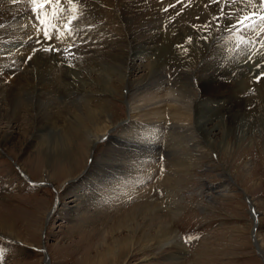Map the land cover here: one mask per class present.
<instances>
[{"label": "rangeland", "instance_id": "374dc122", "mask_svg": "<svg viewBox=\"0 0 264 264\" xmlns=\"http://www.w3.org/2000/svg\"><path fill=\"white\" fill-rule=\"evenodd\" d=\"M79 2L34 14L35 19L41 18L44 22L49 18L52 21L60 19V24L52 25H58L54 28L57 29L55 34L60 31L57 37L60 34L67 37V41L62 40V46L53 37L54 33L52 35L43 29L39 20L32 24L33 18L29 17L30 21L24 23L26 25L21 23L16 28L19 31L28 26L34 29H30L32 33L26 40H33L37 46H34L35 52L30 51L23 57V54H17L21 52V44L14 46L20 39L9 37V33L17 29L9 28L6 33L0 29L1 86L10 89L19 72L32 69L29 57L37 54L36 50L47 53L46 48H53V52L66 57L71 48L83 46L77 51L80 63H88L89 59V63H93L96 59L102 65L101 60L108 63L114 55L126 57L128 45L124 41V28L122 22L117 21L113 3L110 0ZM159 3L158 22L149 25L146 31L150 34L158 31L164 45L193 40L202 57L194 61L196 68L189 74L185 63L171 60L159 52L150 56L148 50L141 59H134L142 70L136 72L132 79L147 72L153 60L158 59L162 68L152 80L150 89L138 91L133 99L126 96L125 89L124 96H109L107 102L114 122L109 135L124 137L129 131H141L144 123H152L156 127L147 125L139 133L144 132L154 138L160 144L159 148H151L149 152L131 150L123 165L115 162L116 168H110L103 165L111 162L108 158L102 160V165L95 161L110 146L102 139L92 151L81 153L77 163L72 168L68 167L70 170L60 165L50 172L45 170L46 152L40 146L36 147L43 133L31 127L28 116L30 103L20 100L14 118L17 130L11 143L4 136L6 125L0 123V264H42L44 256L39 249L43 242L49 264H93L98 250H104L114 238L128 234L127 229L122 228L113 238L109 235L104 245H99L100 227L112 228L118 220L125 222L127 211L149 201L156 205L158 215L175 232V241L169 246L155 247L150 252H136L131 260L121 264H264V124L254 126V129L250 125L242 139L238 140L236 135L229 136L228 147L220 149L215 145L213 156L209 151L198 149L199 137L193 132L197 119L193 106L204 98L205 93L206 97L210 93L208 88L199 85L198 80L207 68L223 71L240 65L239 71H243V66H246V73L250 76L236 102L241 106L246 101L252 103L246 106L251 111L255 101L264 99V20H261L264 3L261 0H159ZM90 6L100 8L104 13L99 9L97 15L89 14L88 17L86 12ZM32 7L36 11L44 6ZM48 13L54 15L49 16ZM249 15L255 21L254 27H244L237 22ZM95 17L100 21H94ZM45 32L49 38H45ZM136 39L133 43L141 40L138 36ZM84 48L89 49L85 51ZM54 64L56 72H59L62 61ZM108 64L116 72L124 73V61L114 58ZM236 74L234 71L231 76ZM258 76L261 78L257 79ZM181 94L192 95L193 98L190 117L184 124L171 121L167 108L178 105L176 100ZM8 102V95H5V101L0 100V105L9 110ZM154 110L160 113L144 115ZM183 125L189 126L190 133L179 131ZM173 142L179 143L180 153L170 148ZM79 146L83 147L82 144ZM180 158L183 160H178ZM92 164L91 171L83 180L64 184L68 172L75 179ZM16 166L25 171L26 177L21 176ZM224 170L227 172L225 176ZM29 178L48 184L31 186ZM56 198L57 209L48 216ZM249 201L254 206V216ZM138 222L139 234L149 229L148 221L143 218L134 221L132 226H137ZM170 256L175 259H169Z\"/></svg>", "mask_w": 264, "mask_h": 264}, {"label": "bare ground", "instance_id": "6f19581e", "mask_svg": "<svg viewBox=\"0 0 264 264\" xmlns=\"http://www.w3.org/2000/svg\"><path fill=\"white\" fill-rule=\"evenodd\" d=\"M73 1H80V4H83L85 1L91 2V0H72L71 3L67 2V0H47L46 3L41 4L38 0L35 4H31L30 0H22L15 3L13 0H0V29L3 30L1 32L6 33L5 30H8L9 28H13L14 30L17 29L16 27L18 24L21 25V23H28V21H30L28 18L30 17L33 18L31 19L32 24H37L39 20L43 29H46V31H48V33L50 32L52 35L54 33L53 37L56 38L61 45L62 40L67 37L63 34H60V37H57L59 36L58 34L60 31L58 34H55L57 29L54 28L58 25L55 26L54 24L55 27L52 25L56 22L60 24V19H54V22L46 16L49 19L47 22H44L41 18L38 20L35 19L34 14H40L41 12L47 13L50 9L53 10L55 6L65 8L66 5L72 4ZM110 2L115 6L114 11L117 14V21L122 22L124 28L123 33H125V40L124 37L123 40L126 41L128 50L127 55L125 54L126 57L114 55L112 59L108 60V63H112L114 58L124 61L125 70L123 74L116 72L110 67L107 61L101 60L104 67L101 63L97 62L96 59L93 63H89L90 59L88 60V63H85L84 61H82L83 63H80L79 53L77 51L83 46L73 47L71 49L67 46L70 50H68L69 55L66 57L61 53L53 52V48L51 49L52 51L47 53L44 52L45 54L36 50L37 54L33 55L31 58L33 64L32 69L27 66L30 70L24 69L19 72L15 76V79H13V87L10 89L9 87L4 88V86H1L0 84V100L5 101V95H8V103L10 105L9 110L2 108V104L0 105V123L5 124L7 128V132L4 135L6 141L11 143L15 138L17 127L14 118L18 111L17 104H19L20 100H23V102L27 101L28 104L30 103V115L28 116L32 123L31 127L38 130V132L43 133V137L39 138L36 147L40 146V148L46 152L47 160L45 162V170L50 172L55 168L57 169L60 165L63 168L67 167V170H70L69 168H72L74 164L77 163L81 153L84 152V154H86L89 149L92 151L102 139L108 141L110 146L108 145L109 147L99 156V160L95 161L98 162L97 165H102V160L108 158L111 162L103 163V165L110 168H116L115 162H119L118 165L120 166L123 165V161L127 159L131 150L132 152L138 150L149 152L151 148H159L160 144H158L154 138L148 137L146 135L147 133H139L144 131L147 125L150 127V124L152 123L146 122L144 123L145 126L141 128V131L132 133L129 131L124 137H121V135H109L110 127L114 123L112 119V111L107 105L109 96H124L123 92L126 89V96H130L133 99L137 96L136 93L138 91L142 92L143 90L150 89V86L153 85L152 80L162 68L158 59L153 60L147 72L132 79V76L136 72L142 70V66H140L139 63H136L134 59H141L142 54L146 55L148 50H150V56H154L159 52L163 54L164 57H169L171 60L185 63V67L189 74L196 68L194 61H196L197 58L202 57H200L201 50L199 46L195 44L196 42L193 40H180L179 43L174 45H164L158 31L153 34L146 31L149 25L156 23L157 18L160 15L159 12L162 2L157 4L159 0H110ZM32 5L44 7L34 11L32 10L34 7H32ZM95 8L91 6L87 8L86 13L88 17L99 13L100 8ZM102 11V13H104V10ZM50 14L53 13H48L49 16H51ZM107 14L108 13L105 12V15ZM93 20L96 22L100 21L97 17ZM30 29L31 28L28 26L21 31L17 29L14 32L9 33L10 38L20 39L14 46L17 47L21 44L20 46L22 48L21 50L19 49L21 52H18L17 54H23V57L28 55L30 51H34V46H37L32 43L33 40H26V37L32 33L30 32ZM63 32L64 34L66 33L65 31ZM137 36L141 40L139 39L140 41L133 43L134 40H137ZM64 41H67V39ZM46 43L49 44L48 42ZM84 49L87 51L89 48ZM82 50L83 49L80 51ZM58 51L60 52L59 49ZM106 55H108L107 57H111L109 54ZM85 56H87V54ZM98 59H101V57L97 58V60ZM59 60L62 61V68L59 72H56V64H52ZM99 66L101 67L100 69ZM241 68L240 65H233L229 69L218 71V69L211 67L205 69V73L201 74L198 78L200 81L199 85L210 90L207 97V93H205L204 98L193 106V110L197 116L193 132L199 137L198 149L201 152L209 151L211 156H213V154L215 155V145L220 149H226L228 147L227 138H229V136L236 135L238 140L242 139L246 136L250 125H253L254 129V126L257 127L260 124H264L263 98H259L260 100L258 102L254 100L256 103H253L254 108L251 109V111H248L246 106H251L252 103L249 104L247 103L248 101H246V103L241 106V104L236 102L239 99V94L242 93L247 86V77L250 76L246 73L248 71L246 66H243V71H239ZM234 71H236L237 74L231 76V73ZM185 95L181 94V100H176L178 105H169L167 107L169 115H171L169 117L171 121H180L184 124V122L189 119L191 114L190 111H192L191 103L193 98H191L192 95ZM66 99H68V101H66ZM98 99H100V101H98ZM159 113V110H154L145 113L144 115H157ZM133 116H135V114H133ZM159 117H161V115ZM3 120H5L4 123L2 122ZM152 127L156 126L152 124ZM188 127L189 126L183 125L179 131H181V133L188 132ZM188 133H190V131ZM219 134L220 136L218 137ZM133 138L135 139L134 141L132 140ZM188 140L191 141V139ZM80 144H82L83 147L79 146ZM178 145V142H173L171 143L170 148L173 150L177 149L174 151H177L178 153L180 151L178 150ZM212 159H210V161H213ZM178 160L183 159L180 158ZM91 167H93V164L89 169L85 170L82 175L78 176V179H73L68 172L64 184L83 180V178L91 171ZM117 169L120 170L119 168ZM19 170L22 174L21 176L26 177L25 171L20 168ZM226 173L227 172L224 170V176ZM84 182H87L86 179ZM56 199L57 200L55 201L53 208L49 211L48 216H52L57 209L58 198ZM249 202L252 208V215L254 216L256 214L254 206L251 201ZM126 214L127 217L125 218V222L118 220L117 223L112 225V228L109 226L106 227V225L100 227L101 241L99 245H104L105 240L108 239L109 235L113 238V235L122 230V228H126L128 234L114 238V241L111 244H107L104 250H98L93 264L127 263L128 260H131L130 258L135 256L136 252H150L155 247L161 245L169 246L174 243L175 232L170 229L167 223L165 224V219H162L158 215L155 204L150 201L144 204H138L127 211ZM136 218H143L148 221L149 229L147 231L143 230L142 233L139 234L141 230L139 228V222L137 223V226H132L135 225L133 222L137 220ZM46 256L48 257L47 253ZM169 259L172 260L175 259V257L170 256Z\"/></svg>", "mask_w": 264, "mask_h": 264}, {"label": "snow or ice", "instance_id": "6c2138e0", "mask_svg": "<svg viewBox=\"0 0 264 264\" xmlns=\"http://www.w3.org/2000/svg\"><path fill=\"white\" fill-rule=\"evenodd\" d=\"M13 2H17V0H13ZM30 2L36 3L38 2V0H30ZM47 0H39V3L43 4L46 3ZM67 2L71 3L72 0H67ZM261 3H264V0H261ZM166 11V10H165ZM248 20H252L253 22L251 24H245V21ZM261 20H264V16L261 17ZM238 23L244 24V27H254L255 26V21L253 20L252 15L249 16H244L242 19L237 21ZM233 27H235V25H233ZM45 38H49V34L47 32H45ZM45 51H51V48L45 49ZM29 59H31V57H29ZM257 67H259V65H257ZM262 75H264V73H262ZM261 77H257V79H260Z\"/></svg>", "mask_w": 264, "mask_h": 264}, {"label": "water", "instance_id": "95a60500", "mask_svg": "<svg viewBox=\"0 0 264 264\" xmlns=\"http://www.w3.org/2000/svg\"><path fill=\"white\" fill-rule=\"evenodd\" d=\"M33 184H36V183H33ZM41 184H46L45 182L43 183H41ZM58 195L56 194V197H57ZM55 208H56V206H55ZM41 252L43 253V256H44V261H45V264H49V260H48V257L46 256V246H45V243L43 242V246L41 247ZM44 263V262H43Z\"/></svg>", "mask_w": 264, "mask_h": 264}]
</instances>
